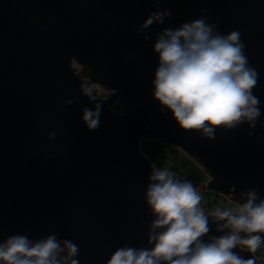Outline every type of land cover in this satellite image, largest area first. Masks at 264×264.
Here are the masks:
<instances>
[{
    "label": "water",
    "instance_id": "water-1",
    "mask_svg": "<svg viewBox=\"0 0 264 264\" xmlns=\"http://www.w3.org/2000/svg\"><path fill=\"white\" fill-rule=\"evenodd\" d=\"M160 8L172 16L143 33L152 38L145 43L136 31L155 0H0V241L56 233L79 246V264H107L124 245L150 247L154 216L145 193L153 163L140 149L145 140L179 149L208 177L202 190L234 205L253 188L264 199V0H161ZM202 16L218 21L222 34L239 31L259 73L253 94L261 116L252 136L244 124L202 139L154 99L156 36ZM84 76L119 90L98 98L105 102L95 131L83 122L81 107L94 110L80 91ZM116 103L127 112L115 114ZM207 214L206 242L222 235ZM261 247L259 257L234 251L264 264Z\"/></svg>",
    "mask_w": 264,
    "mask_h": 264
},
{
    "label": "clouds",
    "instance_id": "clouds-1",
    "mask_svg": "<svg viewBox=\"0 0 264 264\" xmlns=\"http://www.w3.org/2000/svg\"><path fill=\"white\" fill-rule=\"evenodd\" d=\"M160 2L155 0L156 10L136 31L137 37L172 16L171 10L160 8ZM218 23H208L202 16L178 28H164L153 45L159 58L152 82L154 99L172 113L180 129L198 132L210 141L215 140L217 129L227 132L244 124L252 136L261 116L259 97L253 94L259 73L249 64L239 31L222 34ZM151 39L143 35L145 43ZM80 91L94 104V110L82 106L81 111L87 128L95 131L105 101L98 100L85 76ZM118 92L109 89L107 95L111 98ZM78 101L70 99L66 107ZM56 138V133L49 135L50 140ZM230 191L235 192V187ZM240 199L244 202H236L235 207L215 209L212 223L222 235L206 242L210 215L200 206L197 188L169 169L152 165L145 193L154 216L147 234L150 247L124 245L107 264H253L234 249L242 245L255 252L264 245V199L255 188L244 191ZM79 251L72 240L61 241L56 233L39 240L16 234L0 241V264H79Z\"/></svg>",
    "mask_w": 264,
    "mask_h": 264
},
{
    "label": "trees",
    "instance_id": "trees-1",
    "mask_svg": "<svg viewBox=\"0 0 264 264\" xmlns=\"http://www.w3.org/2000/svg\"><path fill=\"white\" fill-rule=\"evenodd\" d=\"M140 148L144 155L157 167L167 168L176 174L177 178L191 182L204 181L206 177L202 171L178 149L169 145L160 144L154 141H143ZM204 199L201 200V207L207 212H214L216 207L205 201L206 197L213 200L222 199L228 207H233L222 196L212 192H202Z\"/></svg>",
    "mask_w": 264,
    "mask_h": 264
},
{
    "label": "rangeland",
    "instance_id": "rangeland-1",
    "mask_svg": "<svg viewBox=\"0 0 264 264\" xmlns=\"http://www.w3.org/2000/svg\"><path fill=\"white\" fill-rule=\"evenodd\" d=\"M75 67H76V66H75ZM91 86H92V88H93V90H94V94L97 95V98L102 99V98H105V97H106L107 92L104 91L101 87H99V86H97V85H91ZM112 110L114 111V113L119 114V115L125 113V109H124L123 105L120 104V103H116V104H114V105L112 106ZM194 183H196L195 188H197V190L200 191V193H202V192H206V191H202V188L205 187L206 179H205L204 181H198V182H194ZM200 195H201V194H200ZM203 199H204V196L202 195V200H203ZM205 201H206L207 203H210L213 207H216V208H217V207H221V208H223V207H228L227 204H224V202H223L222 199H217V201H216V200L211 199L210 197H206V198H205ZM241 247L244 248V249H247L246 247H244V246H242V245H241ZM261 253H262V248H261V247L258 248V249L254 252V254H255L256 256H260Z\"/></svg>",
    "mask_w": 264,
    "mask_h": 264
}]
</instances>
